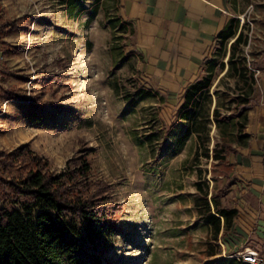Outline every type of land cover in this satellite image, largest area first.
Wrapping results in <instances>:
<instances>
[{
    "label": "rangeland",
    "instance_id": "374dc122",
    "mask_svg": "<svg viewBox=\"0 0 264 264\" xmlns=\"http://www.w3.org/2000/svg\"><path fill=\"white\" fill-rule=\"evenodd\" d=\"M247 2L264 17V0ZM119 9L120 0H0L2 20L18 24L0 44V151L28 144L53 173L90 162L88 193L124 210L112 245L104 252L87 246L101 264H223L235 247L215 239L199 208L204 194L211 202L229 180H239L232 154L221 163L204 153L194 160L195 134L177 149L189 123L178 120V103H168L144 79ZM255 48L242 55L257 75L264 55ZM220 73L211 92H224L220 111L230 114L235 80L229 75L218 84ZM7 90L27 100L9 99ZM40 104L47 107L37 111ZM212 125L211 149L219 140ZM248 230L235 255L264 254V237Z\"/></svg>",
    "mask_w": 264,
    "mask_h": 264
},
{
    "label": "trees",
    "instance_id": "16d2710c",
    "mask_svg": "<svg viewBox=\"0 0 264 264\" xmlns=\"http://www.w3.org/2000/svg\"><path fill=\"white\" fill-rule=\"evenodd\" d=\"M235 21L238 27L239 20L232 18L228 31L224 29L219 33L221 46L224 47L225 41L236 34V29H233ZM121 27L125 26L122 24ZM16 28L17 20H2L0 15V39ZM243 29L230 45V67L219 81L229 75L235 79L234 86H230L234 91L229 96L228 110L231 113L222 114L218 101L213 109V118L208 113H202L199 117L197 111L201 108V96L205 90L209 94L211 78H203L192 84L184 93L178 120L189 124L178 135L176 143L179 150L192 132L198 133L200 146L194 160L204 153L208 159L221 163L229 153H235L232 130L237 127L238 131H243L245 123L242 118L256 104L255 98L250 97L256 81V69L242 55L244 46L248 44V36L244 38ZM225 32L228 33L225 35ZM220 65L223 67L224 62ZM146 93L149 95L151 90ZM6 94L9 99L27 100L13 91L7 90ZM215 94L222 96L224 92L217 88ZM34 107L39 111L47 105ZM212 123L216 125L219 140L211 149ZM90 172V162L82 159L78 164L68 165L59 173H53L49 161L32 151L28 144L10 151H0V264H101V257L89 253L87 246L104 252L112 245L124 210L118 203L102 204L96 191L88 193ZM232 185L228 182L212 194L211 201L216 209L217 198L225 196ZM202 197V207L210 210L202 217L216 224L219 232L221 217L211 212L208 195ZM217 212L227 223V217L236 215L237 209L225 207ZM220 238L227 249L238 248L241 242L236 228H225ZM215 254L217 252L211 253ZM241 264L248 263L241 261Z\"/></svg>",
    "mask_w": 264,
    "mask_h": 264
},
{
    "label": "crops",
    "instance_id": "0c3cea01",
    "mask_svg": "<svg viewBox=\"0 0 264 264\" xmlns=\"http://www.w3.org/2000/svg\"><path fill=\"white\" fill-rule=\"evenodd\" d=\"M119 11L122 24L130 28L131 48L140 61L144 79L164 95L168 103L181 106L184 93L192 84L211 78L209 94L205 90L201 96V108L197 111L199 117L208 113L213 118L217 102L222 103V96L211 92L213 85L217 84L214 73L217 69H220L222 77L227 73L230 45L245 23L244 38L248 36V44L244 49L249 52L257 45L260 47L258 51L264 55V17L257 15L247 0H120ZM251 11L255 14L253 17ZM232 18L239 20L238 27L237 21L234 22L236 34L229 37L223 47L218 36L224 29L228 31ZM2 41H6V37L0 39V44ZM220 59L224 62L223 67ZM257 72L250 92L256 104L242 118L245 123L243 131H238L237 127L232 130V145L237 151L231 153V162L239 180H229L233 185L227 203L222 204L221 197H218L216 209L211 201V212L221 217L220 231L216 224L204 219L215 239L221 237L225 228H236L241 239L240 247L250 236L248 229L264 237V67ZM214 126L216 128L215 123ZM192 134L197 136L198 133ZM199 146L198 141L196 148ZM225 207L237 209L236 215L227 217V223L217 212ZM209 212L205 209L204 214ZM234 251L223 257L221 262L241 264Z\"/></svg>",
    "mask_w": 264,
    "mask_h": 264
},
{
    "label": "built area",
    "instance_id": "2783aa9c",
    "mask_svg": "<svg viewBox=\"0 0 264 264\" xmlns=\"http://www.w3.org/2000/svg\"><path fill=\"white\" fill-rule=\"evenodd\" d=\"M4 57L0 56V67L2 66ZM1 115V113H0ZM237 258L248 264H264V254L255 249L239 252Z\"/></svg>",
    "mask_w": 264,
    "mask_h": 264
}]
</instances>
